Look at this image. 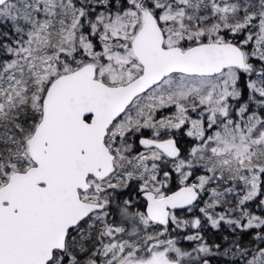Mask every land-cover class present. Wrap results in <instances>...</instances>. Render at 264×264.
<instances>
[{"label":"snow or ice","instance_id":"snow-or-ice-1","mask_svg":"<svg viewBox=\"0 0 264 264\" xmlns=\"http://www.w3.org/2000/svg\"><path fill=\"white\" fill-rule=\"evenodd\" d=\"M0 264H264V0H0Z\"/></svg>","mask_w":264,"mask_h":264}]
</instances>
